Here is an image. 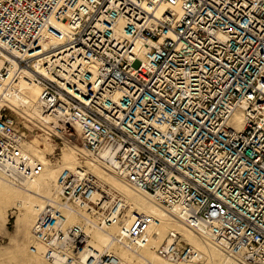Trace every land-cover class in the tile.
Returning <instances> with one entry per match:
<instances>
[{
  "label": "built area",
  "instance_id": "obj_1",
  "mask_svg": "<svg viewBox=\"0 0 264 264\" xmlns=\"http://www.w3.org/2000/svg\"><path fill=\"white\" fill-rule=\"evenodd\" d=\"M25 74L38 89L33 115L16 84ZM46 139L82 165L58 173L30 252L131 264L90 244L92 228L110 226L114 244L149 246L157 218L127 219L89 161L236 264H264V0H0V170L39 176L45 164L27 146ZM153 249L196 258L176 231Z\"/></svg>",
  "mask_w": 264,
  "mask_h": 264
},
{
  "label": "bare ground",
  "instance_id": "obj_2",
  "mask_svg": "<svg viewBox=\"0 0 264 264\" xmlns=\"http://www.w3.org/2000/svg\"><path fill=\"white\" fill-rule=\"evenodd\" d=\"M16 84H17V87L19 88V90L23 94L22 98L28 103L25 111L31 113V115L38 113L39 105L37 104V101H36V95H37L38 89L34 85H32V83L27 79V74H25L22 78H20ZM29 146L30 145L27 146V149L30 150L31 152H33L37 156V158L45 164V168L39 176L32 178V179H23V178H20V177L14 175L13 172L7 173V172H3L2 170H0V173L3 174L4 176H6L8 179L10 178L14 182L15 186L18 187L19 191H21L22 193L25 192L28 196H31V198L29 197L30 201H22L20 199L21 205L27 207V210L23 215L24 220H26V218L28 217L29 211H31V213L33 212V219H32L33 221L31 222V225H30V227H31L30 228V239L31 240L27 246V252L30 255H32L33 257L41 259V260L48 262L50 264H55L53 262H49V261L44 260V258L39 253L30 252L29 247L33 243L32 225H33V222H34V219H35V216H36L38 210L44 205L45 197L46 198H55L56 197L55 181H56L58 173L64 168H74L77 165H82V164L76 158L75 150L73 149L70 156L65 155V159H64V162H65L64 164H67V163H70V159L72 157L71 161L74 163L73 166H66L62 169H59L58 170L59 172L57 174L55 171L47 173L49 171V168L47 166V160L45 159L44 155H42L41 152L39 150H37V152L40 154L38 156L37 152L32 151L29 148ZM84 165L87 166L88 170H90V172H92L98 178V180L100 181L101 184L108 185L109 187L113 188L114 190H116L120 194V196L122 197V199L124 201L125 213H126V210L128 209V212L125 214L127 219H130L134 212L152 214L157 218V221L154 223V225L151 226V228L149 230V239H148L149 240V246H147L143 249H140L139 251L132 252L123 246H120V245L113 243L112 237L117 232L116 226H110L107 230H101L98 228H92L91 229L90 244L94 247V249L98 250L99 252H105V251L112 252L115 255H117L118 257H120V259H122L123 261L129 262L131 264H179V263H185V262H188L189 264H199L198 263L199 261H200V264H204L203 262H201L200 258L198 257L199 256L198 253L202 252V254L205 256L206 259H208V257H210V253L208 251V248H206L205 246H202L200 243H198L195 239L192 238V237L196 236V238L198 237L203 242L210 243V244L214 245L227 259H230V257L227 254H225L216 244H214L212 242V240H210L209 238H206V237H200L199 235H197L195 233V231H193L192 229L187 227L183 222H181V221L177 220L175 217L171 216L148 193L142 192L140 190L134 189V188L126 185L116 175L112 174L109 171H106L105 169L101 168L100 166H98L94 163H89V161H86L84 163ZM96 169H98V170H96ZM105 176H108L111 179V181L107 180V178H105ZM50 178H51V181H53L52 187H51L50 182L48 180ZM133 191L143 193V196L149 202H151L153 205H155V207H159L160 209H162L164 211V213H162V211L159 210L158 208H154L151 211H147L146 207H143L141 209L138 208L137 200L131 199L130 198L131 196L128 195V192H131L133 194L134 193ZM165 217L168 218L167 221L169 223L174 222V224L171 227L168 226L167 230L165 232L164 231L162 232V231H159V228L160 227L166 228L167 224H168V223L166 224L165 222H163L166 220ZM79 221H80V218L78 216L73 215V214H68V222L69 223H78ZM174 225H176V227ZM178 230H180V231L182 230V231H184V233H181L182 231L180 232ZM170 231L179 232L181 238L184 241H186L187 243H189L192 246V248L194 249V251L196 253V258H194L193 260H189V261L170 262V261H167V260H165V259H163L157 255V253L155 252L153 247L158 246L162 242V240L166 237L168 232H170ZM182 234L184 237L182 236ZM155 240H156V243L154 242ZM151 248L153 249V253H155V258L157 260H159V262H161V263H159V262L154 263L150 259L145 258L144 256L141 255L144 251H146L147 249L149 250Z\"/></svg>",
  "mask_w": 264,
  "mask_h": 264
},
{
  "label": "rangeland",
  "instance_id": "obj_3",
  "mask_svg": "<svg viewBox=\"0 0 264 264\" xmlns=\"http://www.w3.org/2000/svg\"><path fill=\"white\" fill-rule=\"evenodd\" d=\"M53 146L54 147L56 146L58 149L61 148V152H59V156H58L59 157L58 161L53 159L56 158L57 156L53 157L51 155V150ZM77 146H79V144ZM29 148L34 152H37V150H39L41 154L44 155L45 159L47 160V166L49 168V171L47 173L55 171L57 174L59 172L58 171L59 169H62L66 166L74 165V163L71 161L72 157L70 159V163L64 164L65 155L70 156L73 148L62 146L58 141L55 142L53 140L51 141L40 140L36 142L35 145H30ZM37 155L39 156L40 154L37 152ZM105 178L111 181V179L108 176H105ZM48 180L52 187L53 181H51V178ZM133 192H134L133 194L131 192H128V195L131 196L130 197L131 199L137 200L138 208L141 209L143 207H146L147 211H151L154 208H158L159 210L162 211V213H164L162 209H160L159 207H155V205L149 202L143 196V193L136 191ZM29 197L31 198V196H28L25 192L22 193L21 191H19L18 187L15 186L14 182L10 178L8 179L6 176L0 173V264H50L41 259L33 257L27 252V246L31 240L30 225L31 222L33 221L32 220L33 212L31 213V211H29L28 217L26 218V220H24L23 215L26 212L27 207L21 205L20 199L22 201H30ZM127 212L128 209L126 210V213ZM165 219L166 220L163 222H165L166 224L168 223L167 227L166 228L160 227L159 231L165 232L168 226L171 227L174 224V222L169 223L167 221L168 219L167 217H165ZM174 226L176 227V225ZM181 233H184V231H182ZM192 238L195 239L202 246L208 248V251L210 253V257H208V259L205 258V256L202 254L201 251H200L201 253H198L199 254L198 257L200 258L201 262H203L204 264H235L234 261L231 260V258L227 259L214 245L210 243H205L198 237L196 238V236ZM154 242L156 243V240ZM141 255L144 256L145 258L150 259L154 263L159 262V260L155 258V253H153L152 248L149 250L147 249ZM198 263L200 264V261ZM179 264H189V263L185 262Z\"/></svg>",
  "mask_w": 264,
  "mask_h": 264
}]
</instances>
